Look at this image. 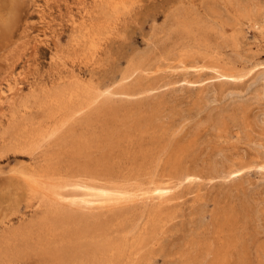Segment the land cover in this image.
I'll use <instances>...</instances> for the list:
<instances>
[{"label":"rangeland","instance_id":"1","mask_svg":"<svg viewBox=\"0 0 264 264\" xmlns=\"http://www.w3.org/2000/svg\"><path fill=\"white\" fill-rule=\"evenodd\" d=\"M98 13H108L103 18L110 25L93 46L82 47L81 38L72 37V21L83 15L99 18ZM182 24L191 25L190 31ZM23 29L24 44L17 38ZM5 42H18L20 48L0 57V97L12 85L27 93L31 83L73 71L108 98L106 103L161 101L168 122L181 123L188 136L207 114L222 118L221 130L201 120L194 156L185 164L193 173L168 182L164 196L178 203L179 212L167 222L162 250L150 264L175 262L188 241L215 243L219 228L239 238L234 261L264 264V122L256 120L264 113V90L252 95L245 86L264 68V0H0L1 48ZM185 51L195 52L196 59L180 62ZM131 62L139 66L122 79ZM148 82L155 84L149 92L124 94ZM8 115L3 101L0 125ZM208 158L242 163V169L216 176L201 169ZM29 161L26 153L12 151L0 158V224H16L31 213L34 200L20 178ZM12 251L0 264H43L34 253Z\"/></svg>","mask_w":264,"mask_h":264},{"label":"bare ground","instance_id":"2","mask_svg":"<svg viewBox=\"0 0 264 264\" xmlns=\"http://www.w3.org/2000/svg\"><path fill=\"white\" fill-rule=\"evenodd\" d=\"M105 15H80L72 21V37L81 38L82 47L93 46L96 35L110 25ZM182 26L186 31L192 27ZM25 30L17 37L23 44ZM7 46L10 50L0 57L20 48L18 42H5L0 51ZM178 59L185 62L196 55L185 51ZM133 63L122 79L134 74L139 65ZM73 73L31 83L27 93L12 85L0 97V103L9 104V115L0 125V158L8 151L28 155L20 178L34 200L27 218L19 217L16 224L1 222L0 263L7 250L14 249L16 255L22 249L43 264H150L153 254L162 250L167 222L179 212L178 203L164 196L168 182L191 176L185 164L197 147L202 121L221 130L222 118L207 114L188 136L181 123L168 122L161 101L106 103L108 98L95 86ZM245 86L252 88V95L264 90V68ZM153 88L150 82L137 83L124 94L131 97ZM256 120L264 122V113ZM200 165L216 176L242 169V163H220L216 158ZM225 216L224 222H229V214ZM213 237L215 243L188 241L175 262L168 263L242 264L241 257L232 259L235 250L240 252L235 234L219 228Z\"/></svg>","mask_w":264,"mask_h":264}]
</instances>
